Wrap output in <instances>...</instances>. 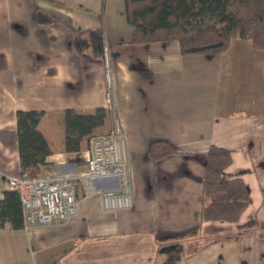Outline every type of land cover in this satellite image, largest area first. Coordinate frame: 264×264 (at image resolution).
Masks as SVG:
<instances>
[{
  "label": "crops",
  "instance_id": "1",
  "mask_svg": "<svg viewBox=\"0 0 264 264\" xmlns=\"http://www.w3.org/2000/svg\"><path fill=\"white\" fill-rule=\"evenodd\" d=\"M0 0V198L22 172L17 113L42 111L49 166L79 169L65 151L63 112L108 111L128 140L133 205L106 210L81 179L72 222L0 227V264H264V49L234 38L216 55H182L177 41L133 44L124 0ZM54 20L39 24L36 10ZM71 25L102 27L105 62L79 48ZM154 141L174 153L153 160ZM211 145L227 149L225 180L241 179L238 222L201 220ZM87 146V139L81 149Z\"/></svg>",
  "mask_w": 264,
  "mask_h": 264
},
{
  "label": "trees",
  "instance_id": "2",
  "mask_svg": "<svg viewBox=\"0 0 264 264\" xmlns=\"http://www.w3.org/2000/svg\"><path fill=\"white\" fill-rule=\"evenodd\" d=\"M63 6L59 0H44ZM125 16L133 27L131 43L150 44L177 41L182 55H216L226 51L234 38L250 40L255 49H264V0H124ZM35 20L51 24L55 20L37 9ZM69 28L76 34L80 50L105 62L102 27ZM42 111L17 113L18 139L22 172L40 174L51 154L44 136L36 129ZM67 152H78L84 138L102 127L108 116L105 108L83 113L74 109L63 112ZM174 153L165 141H154L149 150L153 160ZM232 163L230 152L211 145L207 153L203 179L201 220L205 224L238 222L249 205V191L243 180H225L222 172ZM0 227L20 230L24 227L18 192L5 190L0 198Z\"/></svg>",
  "mask_w": 264,
  "mask_h": 264
},
{
  "label": "built area",
  "instance_id": "3",
  "mask_svg": "<svg viewBox=\"0 0 264 264\" xmlns=\"http://www.w3.org/2000/svg\"><path fill=\"white\" fill-rule=\"evenodd\" d=\"M76 179L115 182L114 187L97 190L105 209L132 207L128 140L118 119L107 132L87 138L78 171L68 174L49 166L38 176L25 171L10 178V189L18 192L21 200L23 228L72 222L77 210Z\"/></svg>",
  "mask_w": 264,
  "mask_h": 264
},
{
  "label": "rangeland",
  "instance_id": "4",
  "mask_svg": "<svg viewBox=\"0 0 264 264\" xmlns=\"http://www.w3.org/2000/svg\"><path fill=\"white\" fill-rule=\"evenodd\" d=\"M104 43H105V38H104ZM45 117H46V114L40 119V121L38 122V124H37V126H36V129L39 131V129H38V125H39V123L41 122V121H43L44 119H45ZM106 120H107V118H106ZM106 120H105V122H106ZM63 125L65 126V122H64V115H63ZM104 125H105V123H104ZM103 125V126H104ZM102 129L103 128H101V130L100 129H96L95 130V133L94 134H99V133H105V132H103L102 131ZM40 132V131H39ZM107 132V131H106ZM41 133V132H40ZM42 134V133H41ZM43 135V134H42ZM93 135V134H92ZM66 137V136H65ZM45 138V137H44ZM87 139V137L86 138H84L83 140H86ZM82 140V141H83ZM82 141H81V143H82ZM48 143V142H47ZM81 143H80V150L78 151V152H67L66 151V144H65V151L67 152V153H72V154H74V155H72V157H73V159H72V161H75L76 163H77V165L78 166H81V162H82V151H83V149H81ZM48 146H49V144H48ZM50 148V147H49ZM51 151V150H50ZM46 164H48V163H46ZM45 165V164H44ZM78 171V170H77ZM81 179H76L75 180V192H76V196L78 197V196H83V195H85V190H84V188H83V186L81 185L82 183V181H80ZM93 183H98V185H100L102 188H104V189H106V188H111V187H114L115 186V182H112V181H106V180H94V181H92Z\"/></svg>",
  "mask_w": 264,
  "mask_h": 264
}]
</instances>
